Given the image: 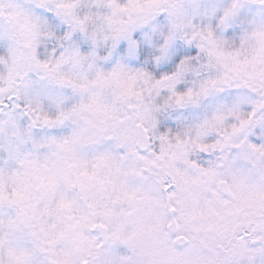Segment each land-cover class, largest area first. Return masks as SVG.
<instances>
[{
	"label": "snow or ice",
	"instance_id": "obj_1",
	"mask_svg": "<svg viewBox=\"0 0 264 264\" xmlns=\"http://www.w3.org/2000/svg\"><path fill=\"white\" fill-rule=\"evenodd\" d=\"M0 264H264V0H0Z\"/></svg>",
	"mask_w": 264,
	"mask_h": 264
}]
</instances>
